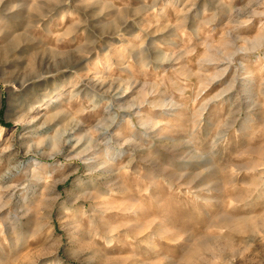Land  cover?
I'll use <instances>...</instances> for the list:
<instances>
[{
	"label": "rangeland",
	"instance_id": "374dc122",
	"mask_svg": "<svg viewBox=\"0 0 264 264\" xmlns=\"http://www.w3.org/2000/svg\"><path fill=\"white\" fill-rule=\"evenodd\" d=\"M0 264H264V0H0Z\"/></svg>",
	"mask_w": 264,
	"mask_h": 264
}]
</instances>
